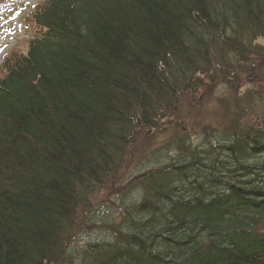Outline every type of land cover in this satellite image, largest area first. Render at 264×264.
Listing matches in <instances>:
<instances>
[{"label":"trees","instance_id":"16d2710c","mask_svg":"<svg viewBox=\"0 0 264 264\" xmlns=\"http://www.w3.org/2000/svg\"><path fill=\"white\" fill-rule=\"evenodd\" d=\"M32 22L0 76V264H264V118L238 114L251 93L230 125L148 150L134 176L127 155L201 75L254 77L264 0H47ZM118 172L119 219L72 247Z\"/></svg>","mask_w":264,"mask_h":264},{"label":"rangeland","instance_id":"374dc122","mask_svg":"<svg viewBox=\"0 0 264 264\" xmlns=\"http://www.w3.org/2000/svg\"><path fill=\"white\" fill-rule=\"evenodd\" d=\"M46 1L0 0V76L4 71L2 63L10 56L8 55L10 51L24 50L27 42L35 35L32 18L36 10ZM254 44L263 49L264 38H256ZM257 58L259 62L257 65L260 67H257L254 77L249 76L248 72H243L238 65H235L236 81H232L229 75L226 77V69H216L210 75H198L196 78L201 77V80L179 98L181 107L178 110L167 111L153 129L136 130L135 143L127 154L132 160L129 174L134 176L137 172H141V168L147 169L148 167H142L141 163L137 166L136 162L139 163L145 152L158 147L161 149L164 143L173 137L186 136L190 143L196 145L202 136L211 134L210 130L217 132V128L222 130L223 126L230 125V119L233 118L231 114L237 111L234 104L239 99L242 100L247 93L252 94L253 100L250 105L248 104L249 111L238 113L242 123L254 124L259 118H264V57L257 56ZM231 85L236 86V92ZM220 114L223 118L226 116V119L221 118L224 122L219 123ZM227 121L229 122L224 125ZM120 172L112 174L105 188L96 192L93 198L94 206L90 210L81 212L69 245L80 247L86 242L104 239L107 235L106 231L100 233V229L96 227L106 230L109 221L119 219L123 201L130 198L132 193L131 190L125 189V181L128 179L125 178L127 176L122 178ZM109 183H112V187ZM105 222L107 225L104 224Z\"/></svg>","mask_w":264,"mask_h":264}]
</instances>
